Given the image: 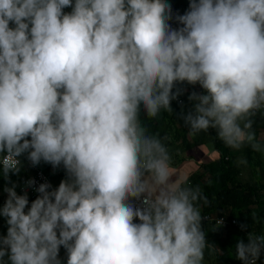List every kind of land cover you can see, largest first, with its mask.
Wrapping results in <instances>:
<instances>
[{
  "label": "clouds",
  "instance_id": "clouds-1",
  "mask_svg": "<svg viewBox=\"0 0 264 264\" xmlns=\"http://www.w3.org/2000/svg\"><path fill=\"white\" fill-rule=\"evenodd\" d=\"M184 84L201 89L177 114L189 134L212 129L229 148L264 153L253 128L264 0H188L182 14L169 0H0V264H61V246L66 264H204L206 249L220 252L202 228L207 198L141 119L172 115ZM21 157L65 178H29L18 194L9 177ZM239 227L235 258L257 264L264 234Z\"/></svg>",
  "mask_w": 264,
  "mask_h": 264
},
{
  "label": "trees",
  "instance_id": "trees-1",
  "mask_svg": "<svg viewBox=\"0 0 264 264\" xmlns=\"http://www.w3.org/2000/svg\"><path fill=\"white\" fill-rule=\"evenodd\" d=\"M169 2L172 5L173 11H178L181 14L188 7V0H169ZM64 11L69 12L71 9L65 8ZM170 23L177 26L174 21ZM184 85L180 86L184 88L189 86L187 84ZM187 95L185 91L179 97L180 102L187 101ZM180 102L178 103L176 100L171 102L175 114L179 112ZM141 119L148 127L150 133H159L161 137H167L165 143L169 149V113L162 112L155 119L147 118L141 113ZM253 128L257 135H259L264 129V117L257 116ZM213 136L214 131L210 129L208 137L193 139V141L194 143H200L207 139L213 140ZM215 146L221 152L219 159L215 163L218 166L217 169L213 170V172L209 171V175L205 178L204 172L207 170L205 168L206 170L204 169L201 173L192 175L189 178V183L192 186L198 185L201 187L203 195L208 200L207 204L202 203L203 213H217L226 206L230 209L228 214H221L227 218L225 225L216 226L217 224L212 219H202V228L205 230L207 241L220 250L219 252L213 251L211 248L206 249L204 264H236L238 259L235 258V244L238 239H244L245 241L247 239L246 231H242L239 225L246 223L249 225L248 231L256 234H264V196L258 194L254 187H239L236 184L238 180L237 174L231 166H228L226 160H224V157L227 155V146L219 145L217 140ZM21 161L22 167L19 174H10L9 177L12 182H16L18 185L22 184L30 174L27 160L21 157ZM36 167L37 170L46 175L53 187L58 186L59 182L65 178V172L62 166L53 169L50 164L41 162ZM8 183L7 180L0 176V205L6 199L7 194L3 192V187ZM16 191L18 194L21 193L18 188H16ZM253 214H255L256 219H253ZM209 218H212V216ZM231 219H234L236 222L231 223ZM7 227L5 219L0 217V235L6 234ZM60 249L66 253L62 246ZM257 264H264V254L261 255V259Z\"/></svg>",
  "mask_w": 264,
  "mask_h": 264
},
{
  "label": "crops",
  "instance_id": "crops-1",
  "mask_svg": "<svg viewBox=\"0 0 264 264\" xmlns=\"http://www.w3.org/2000/svg\"><path fill=\"white\" fill-rule=\"evenodd\" d=\"M185 88L187 89V94L192 90L201 91L199 85H189ZM190 107V102L188 100L184 101L183 109L180 106L178 113H180L182 110L186 112L190 109ZM174 112L175 111H173L172 115L169 114V152L171 155L172 170L179 174V178L187 177L189 181V178H191L192 175L201 173L205 168H207V170L205 169L206 172H204V176L206 178L209 175V171L213 172V170L217 169L218 167L215 165V163L219 159L221 152L215 146L216 140L219 145L221 144L222 146L224 144L215 137V132L214 136L212 137L213 140L207 139L200 143H194L193 139L208 137L209 132H201L194 135L189 134L188 129L183 125V121L178 118V113L175 114ZM261 133H264V129ZM261 133L257 135L258 138L260 137ZM224 158V160H226L228 163V166H231L237 174L238 180L236 184L239 187H254L258 194H262L264 196V153L254 152L249 146H244L240 150L227 147V155ZM241 158L245 159L247 163L240 164L239 161ZM27 165L30 169V176L32 174V170L28 161ZM16 185L20 191V186L22 184L18 185L16 183ZM201 206L202 203L200 207ZM202 207L201 212L203 210ZM229 212L230 209L226 206L217 213L210 212L206 214L202 212V216L208 215L209 217H218L223 216L221 214L226 215ZM263 254L264 253H262V255ZM59 256L61 259V264H66L67 254L60 249ZM236 264H242V262L237 260Z\"/></svg>",
  "mask_w": 264,
  "mask_h": 264
},
{
  "label": "built area",
  "instance_id": "built-area-1",
  "mask_svg": "<svg viewBox=\"0 0 264 264\" xmlns=\"http://www.w3.org/2000/svg\"><path fill=\"white\" fill-rule=\"evenodd\" d=\"M173 27H177L176 25L172 24ZM178 103L180 102V100H176ZM225 159V158H224ZM30 165V164H29ZM30 168L32 170V174L26 178H32L36 181V184L38 185L39 183L44 182L45 180L48 181V178L46 177V175L44 173H42L41 171L37 170L36 167H33L30 165ZM49 182V181H48ZM24 188V183L20 186V191L22 192V189ZM28 192V197L30 198L29 200L31 201L32 199H35V197L38 195L33 188H28L27 189ZM203 219H212L216 224L218 220H222L223 223L221 225H225L227 223V218H225V216H218V217H212L209 218L208 215H203ZM231 223H235L236 221L234 219L230 220Z\"/></svg>",
  "mask_w": 264,
  "mask_h": 264
}]
</instances>
